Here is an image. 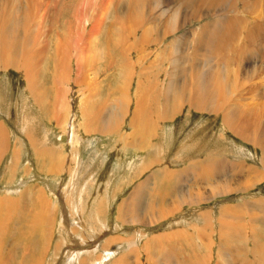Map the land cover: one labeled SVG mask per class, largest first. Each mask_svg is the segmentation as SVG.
<instances>
[{"label":"bare ground","instance_id":"obj_1","mask_svg":"<svg viewBox=\"0 0 264 264\" xmlns=\"http://www.w3.org/2000/svg\"><path fill=\"white\" fill-rule=\"evenodd\" d=\"M47 1L48 0H0V71H16L24 78L25 84H27L28 87V89H26L28 92L33 91L34 65L41 54V49L38 47L36 38L38 34V19L41 20L40 10L42 9L40 8L43 3L45 4ZM126 1V9H124V12H120L121 14L117 16L116 20L109 25V29H101L99 32L101 45H105L109 49L107 57L110 66H114L118 59L124 57L128 58L132 56L131 54L135 56V58H133L134 61L130 60L129 63L126 62L125 68L127 72L126 74L124 73L120 80L121 83H115L117 81V76L113 74L112 78L109 80V84H107L109 87V94L110 92H117L120 94L119 104L116 105L112 102L113 105L108 107V110H114L117 114H111V116L109 113V115L107 114L108 117L106 116L107 120H104L99 111H97L92 117L90 124H88V122H86L88 119L86 121L84 119L89 112H86L85 106H82L83 108L81 107L79 110L82 121H84L79 124V129L88 132L92 128V125L102 134H112L118 137L124 135V141L121 142L123 148L126 150L129 148L137 152L141 150L138 148L146 147L143 145L145 139L156 138V132H158L159 129L149 126L150 120L155 119L157 123L166 122L168 119L177 116L183 107H187L191 111L207 114L216 120L221 119V124L227 132L251 144L261 153H264V87H262L264 85V76L263 78L258 77L261 65L253 67L242 66L244 58L250 54L246 45L247 42L249 43V47L253 45L254 48V46L256 47L257 45L258 49L261 44L262 46L264 45V29L262 28L264 25L258 24L256 21V18L259 19L258 15L264 11V0ZM89 5L88 1L86 9ZM74 7H76L75 11L78 9L80 10V6H78V8L74 4ZM61 10L60 16L63 17L62 13L65 12V7ZM84 10V14L81 12L82 14L80 13V17L83 15L85 19V17L87 18L88 16L86 11L89 10V7L86 11ZM104 13L106 14V12ZM76 14L79 15L77 12ZM85 14L87 16H85ZM70 15L72 16V14ZM76 17H74L73 13V20H76ZM77 21L78 20H76V24L79 23L82 27L80 28L76 25L77 28L74 27V29L69 25V23H71L69 21V32H67L69 37H72V35L78 36L79 29L86 31L84 27L85 22L82 24L79 21L77 23ZM65 25L66 26H62V28L66 29L67 24ZM90 27H93V25ZM90 27L87 31L89 33L91 32L89 31ZM95 27L97 28V26ZM95 27L94 29H96ZM61 31L64 30L61 29ZM96 31L97 30H93L92 34L94 36ZM58 40L53 52L56 59L61 57L62 60L59 58L60 61H58L55 64L56 67L53 66V68L55 67L54 78L59 79L62 73L61 68H64V66L68 64L67 58L68 55H70L69 53L71 51L74 52L78 49V44H83L84 42L79 36L74 43H63L62 39ZM82 55L78 57L82 58ZM107 57H105V59ZM82 59L81 61L83 62ZM95 60L97 61V59ZM93 63L95 64V61L92 62V64ZM82 64L83 63L80 65L82 66ZM92 64L90 63V65ZM83 65L85 66V64ZM77 66L80 67L79 65ZM77 68L76 71L78 70ZM65 69L66 68H64L63 73H65ZM79 74L77 73L76 75L79 77ZM106 78L107 77H105V79ZM256 80H258V84H256ZM132 81L135 83V89L132 102H130L126 95H124V92H122V84ZM42 91H44V89ZM40 94L41 93H39V95ZM129 105L132 106L131 111L129 110ZM100 111H105V106H103ZM126 116H128V120L126 124H124V117L126 118ZM67 117L68 116L64 119ZM64 125L65 121L63 120L58 124V127L63 128ZM123 125L126 126V130L125 133L121 134L120 132ZM77 128L75 131V128L71 127L69 135L73 138L69 137V143L72 145L79 141V137H77ZM202 139H199V142L202 141ZM6 140V134L0 125V161H2L7 153ZM29 140L31 139L29 138L28 141ZM44 147L45 146H43V148ZM196 147L197 146H193L192 150L196 149ZM214 147L219 146L216 144ZM206 151H204V153ZM51 158L52 156L50 155L46 160ZM178 158L180 159L181 157L178 156ZM157 160H159L158 157L155 158V161ZM204 161L205 160L196 163L191 157L187 159V162L190 164L189 168H191L190 170H192L193 173V179L187 185H184L182 181V183L179 182V178H183L182 172L171 171L167 168V164L164 163L161 166L163 169V179L166 182H170L173 179L177 180L172 186V191H174V193L172 192L174 194L173 197L170 196L171 193L169 191L163 195L152 191L153 195L151 197V193L147 188L143 189L141 188L142 186H138L134 190L132 197L129 195V200H127L125 204H121L118 208L119 216L117 217H120V221L123 224L129 221L130 224L138 223L144 227L158 225L168 218L172 219L175 215L182 213L183 207H188L195 212L192 217L190 216L191 218L189 221H180L179 224H175V227L178 228H175L174 231L172 230L173 232L169 234L166 232L152 240H147L142 249V255L144 257L143 264H208L210 259V264H264V213L261 218H256L253 214L255 206L250 203H244L246 209L243 212L241 211L242 213L240 212L241 209L239 206L233 205L219 208L217 214L213 213L212 210H203L200 208L202 205L214 201L216 198L227 197L230 194L236 193V187L234 189L232 188L233 182L237 180L236 178H239L240 175L249 173V168H246L243 164H238L234 172L228 169V173L230 172L229 175L225 174L227 172H224L222 175L221 171L224 167L219 166L217 162H215V164H210ZM159 163L161 164V162ZM262 165L264 167V162H262ZM228 166L230 165H227V167ZM147 167L148 163L144 162L141 169L144 170ZM8 169L13 168L10 166ZM55 170H59V168L53 165L49 167L47 172L53 174L52 172ZM185 181H187L186 178ZM243 185L245 188L246 183ZM240 188L241 187H239V189ZM206 189H209V194L205 195L203 193H205L204 190ZM40 192L34 197L36 198L35 200L38 207L33 210V212H25L22 216V220L17 221L20 225L27 226L24 239L29 242V245L23 248L22 258L19 256L18 264H26V262H29V264H46L44 260L50 248V244L45 241L44 237L46 235H49V237L51 236L52 218L50 215L51 206L48 205V202H44L45 200L43 202L40 200V198L43 197ZM193 192L196 193L194 195L190 194ZM19 193L20 191L15 194L18 196L17 198H12L10 194L7 198L1 199L0 197V234H2L6 228L8 229L12 220L17 216L14 211L23 201L21 200L23 196ZM65 193H67V190ZM199 193L203 194V198H201L202 195H200L201 197L199 196ZM142 194L147 195L145 199L148 204H146L145 208L147 209L150 207L154 212L152 213L151 211L148 213L146 210L144 211L145 214L139 216L131 213V208L134 210L135 206L138 204L137 202L144 199V196L141 198ZM186 194H189V196H185ZM148 195L150 198H148ZM164 196L166 197L163 199ZM32 201H34L33 198ZM100 203L103 204L102 201H100ZM33 204L30 206H33ZM40 207L44 208L40 209ZM100 207L101 205L98 206L97 216L101 215ZM196 207L198 208L196 209ZM51 211H53V208ZM88 221L92 224V218ZM69 226H74L72 221H69ZM78 226H81L80 223ZM81 229H83L86 234H90L87 231L88 227L86 224H83ZM33 234H37L36 236L39 237L40 243L36 247V249L40 250V257L38 258L35 257L36 252L31 253L33 247H31L32 249L28 248L30 243L35 241L33 240ZM100 238L101 235L93 241L94 236L92 237L91 232L90 241L88 243L81 242L83 243L82 246L88 248V250H82V246H80L79 249L76 243V247H74V244L73 246L72 244L69 245L67 247L68 249L63 253L65 257V260H63V262H65L63 264H75L76 262L79 264H92V261L89 262V259H83L80 255L85 251L89 253L92 252V250L97 247L95 246V242H98ZM213 239H215V241ZM150 241H153V245L156 246L152 247L153 245L149 243ZM212 241H214V244H212L213 251L215 250V255L213 257L210 255L212 251ZM124 242H126L124 239L116 238V236L110 237L105 241L106 250L104 251V255L109 257L106 259L103 256L106 262L112 259L110 257L116 252H120L119 256L111 264H128L131 259H134L136 262L141 259V253L137 254L135 251H130L131 253L129 254H122V250H120L121 248L119 246ZM60 243L65 244L63 238H60L58 243L54 245V247L56 246L55 254H58V251L61 250ZM130 245L127 246L130 247ZM132 245L134 246L135 243H132ZM31 246L34 245L32 244ZM91 247L93 249H91ZM174 247H178V251L180 252L177 253L178 255L172 251ZM79 250H82V252L80 253ZM94 254L92 256H94ZM4 256L5 252L3 246H0V264H6L7 258L5 259L6 256ZM94 260L93 264H103L98 256H96Z\"/></svg>","mask_w":264,"mask_h":264},{"label":"rangeland","instance_id":"obj_2","mask_svg":"<svg viewBox=\"0 0 264 264\" xmlns=\"http://www.w3.org/2000/svg\"><path fill=\"white\" fill-rule=\"evenodd\" d=\"M86 1L48 0L41 6L40 9L42 10H40V16L42 23L41 20L38 19L39 29L37 28V36L39 38L36 36L38 47L41 49V54L40 57L37 58V61L34 65L35 72L33 74V81L35 83H32L33 93L26 90L28 87L27 84H25L26 82L24 78H22L16 71H0V125L3 128L7 138V153L3 157L2 161H0V197L1 199L7 198V196L10 194L12 198H17L18 196L15 194H17L19 191V194L23 196L21 198L23 201L14 211L16 212L17 216L12 220L8 229L6 228L4 232L0 234V237H4L0 238V246H3L6 256L4 257L5 259L7 258L5 263L18 264L19 256L22 258L23 248L29 245V242L24 239L27 226L20 225L17 221L22 220V216L25 212H33V210L38 207L35 200L36 198L34 197L35 195L39 194L38 192L41 191L40 194L43 197H41L40 200L42 202L45 200L44 202H48V205L51 206L50 215L52 218V229L50 231L52 237H49V235L44 237L45 241L50 244V248L44 260L46 264H63L65 262H63V260H65L63 253L66 251V249H68L67 247L71 244L72 246L74 244V247H76V243L80 249V246L83 244L81 243L82 241L84 243H88L90 241L89 238L91 232L92 237L94 236L93 241H95V239H97V237L100 235L101 238L98 240V242H95V246H97L95 249L91 247V249H93L92 252L89 253L85 251L82 255H80L83 259H89V262L92 261L93 264L95 261L94 258L98 256L99 259L102 260L103 264H111L118 258L120 252L114 253L110 257L112 259H109L108 262H106V259L109 257L104 255V251L106 250L105 241L110 237L116 236V238H121L126 241L120 246L118 244V246L121 248L120 250H122V254H129L134 251L137 254L141 253L140 256L142 257L139 260L141 263L131 259L129 260L128 264H143L144 257L142 255V249L147 240H152L153 238L166 232L168 234L173 232L175 228H178L175 227V224H179L180 221H189L195 212L188 207H183L182 213L175 215L172 219L168 218L166 221H162L158 225L144 227L138 223L130 224L129 221L123 224L120 221V217H117L119 216L118 208L121 204H125L127 200L132 197L134 190L138 186H142L141 188L143 189L147 188V190L151 193V197L153 195L152 191L161 195L169 191L171 193L170 196L173 197L174 191H172V186L177 180L173 179L170 182H166L162 176L163 169L161 166L165 163L167 164V168L171 171L182 172L183 178L185 176L187 181H185V178L183 179L180 177L179 182H183L184 185H187L193 179L192 170L189 168L190 164L187 162L189 157L194 159L196 163L203 160H205V163L209 162L210 164H215V162H217L219 166L224 167V169L221 171L222 175L224 172H227L225 174L229 175L230 172L228 173V169L229 171L234 172L235 167L238 164H243L246 168H249V173L240 175L239 178H236L237 180L233 182L234 187L232 186V188L234 189L236 187V193L230 194L227 197L225 196L216 198L214 201H210L202 205L200 208L203 210H212L213 213L217 214L219 208L233 205L239 206L241 209L240 212H243L246 209L245 204L250 203L255 206V210L253 211L254 216L256 218H261L262 214L264 213V167L262 165V162H264V153H261L251 144L246 143L245 141L227 132L221 124V119L216 120L207 114L197 113L195 111H191L187 107H183L177 116L172 119H168L166 122L157 123L155 119L150 120L149 126L152 128L157 127L159 129L158 132H156V138L145 139L143 145L146 147L138 148L141 150L137 152H134L129 148L127 150L123 148V144L121 142L124 141V135L118 137L112 134H102L92 125V128L88 132L79 129V124H81L84 120L86 121L88 119L86 122L90 124L92 117L97 111H99L104 120H107L109 113L110 115L117 114V112L114 110H108V107L113 104H119L120 94L117 92H110L109 94V87L107 84H109V80L112 78L113 74L114 76H117V81L115 83H121L120 80L122 79L124 73L126 74L127 72L125 68L126 62L129 63L130 60L134 61L133 58H135L134 54H131L132 56L118 59L114 66H110L107 57V54H109V49L105 45H101L102 43L100 42L99 38L100 30L109 29V25L116 20L117 16L121 14L120 12H124L127 1ZM88 1L90 4L88 6L89 10H87L88 7L86 9V4ZM74 4L77 7L80 6V10L78 9L79 7L77 8L79 11H75L76 7H74ZM64 7L65 12L62 13V17L60 16V13L62 11L61 9H64ZM82 8L86 9L87 11ZM83 10L86 11V14L88 15L87 16L85 14V16H87L85 19L83 15L80 17V13L83 12ZM76 12L79 15H77ZM104 12H106V14ZM73 13L74 17L78 16L76 17L77 19L75 18L76 20L82 24L85 22L84 27L86 28V31L79 29V35L76 33L82 39L84 45L78 44L79 47L74 51L75 53L73 51L69 53L70 55H68L67 58L68 64L64 66L66 71L63 73L64 68H61L62 73L59 80L58 78H54V71L56 67L55 64L60 61L61 57H59L60 59L58 58L59 60L56 59L53 51L57 41H59L58 39H62L63 43H74L76 41L78 36L72 35V37H69L67 34V32H69V25L73 28L76 27V25H78L80 28L82 27L78 21V24H76V20H73ZM263 13L258 15L259 19L256 18L258 24L264 25ZM70 14H72V16ZM69 21L71 23H69ZM65 24H67L66 29L62 28V26H66ZM92 25L93 27H90ZM88 26L90 27L89 31H91V34L87 32L89 29ZM95 26H97V28ZM94 27L96 29H94ZM262 28L264 29L263 26ZM61 29L64 31H61ZM93 30H97L94 33L95 36L92 34ZM246 45L250 54L244 58L242 66L253 67L256 65H261V70L258 74V77L263 78L264 45L262 46L261 44L259 49L257 48V45L256 47L254 46V48L253 45L252 47H249L248 42ZM80 54H83V59L78 57L81 56ZM104 56L107 58L105 59ZM95 59H97V61ZM93 60L95 61V64H92V62H94ZM76 63L80 67H78ZM81 63L85 64V66L83 64L81 66ZM90 63L92 65H90ZM53 66L55 67L53 68ZM76 68L78 69L77 71ZM106 68L109 69L107 70ZM77 73H80L81 75L79 74L78 77V75H76ZM105 77L107 78L105 79ZM256 81V84H258V80ZM262 87H264V85ZM41 89H44V91ZM134 89L135 83L133 81L129 83L124 82L122 84V92H124V95H126L130 102H132ZM39 93L41 94L39 95ZM131 105H129L130 111L132 109ZM82 106H85L86 112H89L83 121L79 110V108ZM103 106H105V111H100ZM64 115L68 116L66 118L67 120L64 119L66 117ZM63 120L65 121V125L63 128H59L58 124ZM127 120L128 116H126V118L124 117V124H126ZM71 127H74L75 131L78 127L77 137H79V141L74 145L69 143V137H72L69 135ZM125 130L126 126L123 125L120 133H125ZM202 136L204 140L202 139ZM187 137L191 138L188 139ZM29 138L31 140L28 141ZM199 139H202V141L199 142ZM216 144L219 147H214ZM43 146L45 147L43 148ZM193 146H197V151L196 149L192 150ZM206 150L209 152V154ZM204 151L206 152L204 153ZM47 155H51L52 158L46 160V158L49 157ZM178 156L181 158L179 159ZM157 157L159 160L155 161V158ZM144 162L148 163V167L143 170L141 168ZM159 162H161V164ZM53 165H56L59 170H55L52 172L53 174H51L47 171L49 167H52ZM227 165H230L228 166L229 168ZM10 166L13 169H8ZM245 183L246 186L244 188L243 184ZM239 187L241 188L239 189ZM66 190L67 193H65ZM208 190L209 189H206L204 190L205 193H202L205 195L209 194ZM195 193L196 192L190 194L194 195ZM202 193H199V196L202 195V197L200 196L201 198H203ZM129 195L130 197L128 198ZM142 196H144V199L137 202L139 205L136 203L137 205L135 206L134 210L133 208H131L132 211L129 210L131 213L142 216L145 214L144 211L146 210L148 213L151 211L152 213L154 212L150 207L147 209L145 208L146 204H148L147 200L145 199L147 195L142 194L141 198ZM166 196H164L163 199ZM185 196H189V194H186ZM32 198L35 203L32 201ZM148 198H150V196ZM100 201H102L103 204L100 203ZM31 203L33 206H30L32 205ZM100 205L101 207L99 209L101 215L97 216L96 213L98 211V206ZM44 207H40V209H43ZM52 208L53 211H51ZM197 208L198 207H196V209ZM91 218L92 224L88 221ZM68 220L72 221V224L75 227H70ZM79 223L81 226L86 224L88 227L87 231L90 234H86L85 231L81 229V226H78ZM36 235L37 234H33V240L35 241L30 243L28 248L30 249L33 247V249L31 248V253L36 252L35 257L38 258L40 257V250L36 249V247L40 242L39 237ZM60 238L64 239L65 244L60 243L61 250L58 251V254H55L56 246L54 247V245L58 243ZM213 240L215 241V239ZM208 241L210 242L209 238ZM214 241L211 242V245L214 244ZM128 242L131 245L132 243H135V245H132V247ZM149 243L151 245L154 244L153 241H150ZM32 244L34 246H31ZM127 245H130L131 248ZM155 246L156 245H153L152 247ZM81 249L88 250L86 247ZM82 250H79V252L81 253ZM172 251L176 254L180 253L178 251V247H174V249L172 248ZM93 254L94 256H92ZM210 255L211 257L215 255V250L213 251V245ZM210 261L208 264H210ZM26 264H29V262H26ZM75 264L79 263L76 262Z\"/></svg>","mask_w":264,"mask_h":264}]
</instances>
